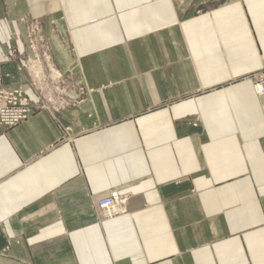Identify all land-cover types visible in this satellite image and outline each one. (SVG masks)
<instances>
[{"label": "crops", "instance_id": "obj_1", "mask_svg": "<svg viewBox=\"0 0 264 264\" xmlns=\"http://www.w3.org/2000/svg\"><path fill=\"white\" fill-rule=\"evenodd\" d=\"M29 19L49 54L34 86L58 72L93 92L0 125V264H264V105L247 80L264 0H0L3 87L35 102ZM112 191L129 202L107 220Z\"/></svg>", "mask_w": 264, "mask_h": 264}, {"label": "built area", "instance_id": "obj_2", "mask_svg": "<svg viewBox=\"0 0 264 264\" xmlns=\"http://www.w3.org/2000/svg\"><path fill=\"white\" fill-rule=\"evenodd\" d=\"M31 36L37 35L30 32L29 37ZM32 47H34V44ZM57 76L56 84L58 86L53 83L54 86L49 90L50 98L45 96L47 98L45 99L42 92L36 90L42 95V99L38 98V100L33 103L27 98L21 87L13 90L5 89L2 85L3 76L0 72V125L6 128L17 126L27 120L35 111L44 109L45 104H48L50 106V111L53 112H57L60 108L67 107L68 105H62L58 98L59 84L63 85V83L60 81V75ZM252 80L254 82V91L256 95L263 100L264 104V70L262 73L254 74ZM127 204V196L112 191L107 197L101 199L96 206L101 217L104 219H111L125 214L127 212Z\"/></svg>", "mask_w": 264, "mask_h": 264}, {"label": "rangeland", "instance_id": "obj_3", "mask_svg": "<svg viewBox=\"0 0 264 264\" xmlns=\"http://www.w3.org/2000/svg\"><path fill=\"white\" fill-rule=\"evenodd\" d=\"M23 26H24V30H25V36H26L25 37V42H26V46H27L28 50L29 51H32V52H36L37 55H40V57L42 58V59H39V58L34 57V56H33V58H32V56L29 58V54H28V55H26L24 57V64H23L24 68L27 70L28 75H29V84H30V87L32 88V90H34L36 92L37 97L40 98V99H42V95L43 94L40 95V93H38L36 91V90H39V89L34 86V83L37 82V78H36L37 76L34 75V77H33V74H32L33 71H32V67H31L32 65H30V63H29L30 61L29 60L37 59L40 67H42L41 62H45V61H48L49 62V58H48L49 54L47 53V51H48V49H47L48 48V42H47V40L43 36V27H42V23L39 20H36V19L26 20L25 22H23ZM30 32L36 34L37 36H31V37H29ZM33 44H34V47H32ZM32 49H34V50H32ZM29 69H30V71H29ZM263 70H264V67L261 68L260 70L256 71V72L250 74L247 77V80L251 81L253 91H254V82L252 80V76L254 74H257V73H262ZM0 72H1V70H0ZM57 74H59V73L57 72ZM59 75H60V81L63 83V85L62 84H59L60 86H59V89H58V91H59L58 92L59 93L58 98H59L60 102L62 103V105H65V104L68 105L66 108L73 107V106H76L77 104H80L83 101V97H85V95L90 94V93L93 92V90H91V89L90 90H88L86 88L83 89L73 79H69L68 78V81H67V80H65V78H67V77L63 76L62 74H59ZM69 77L70 78H73V76H71V74H69ZM65 82H67L69 85L67 83H65ZM70 84H72V86ZM2 85H3V80H2ZM17 88H19V87H17ZM71 91L76 96L75 98H69V97L66 96L67 93H69ZM254 93H255V91H254ZM255 95H256V93H255ZM43 97L45 99H47L45 96H43ZM32 102L34 103V101H32ZM64 108L65 107L60 108V110L61 109H64ZM60 110H58V111H60ZM68 132H70L69 129H65V128L63 129V133L64 134L65 133H68ZM108 194H107V196H108ZM99 201L96 202V205H97V203ZM128 202H129V197H128ZM116 217H118V216H116Z\"/></svg>", "mask_w": 264, "mask_h": 264}, {"label": "bare ground", "instance_id": "obj_4", "mask_svg": "<svg viewBox=\"0 0 264 264\" xmlns=\"http://www.w3.org/2000/svg\"><path fill=\"white\" fill-rule=\"evenodd\" d=\"M30 62V65H32V69L34 70V67L36 66L35 62L33 60H29ZM40 69L36 68V75L39 76V74H41V71H39ZM35 73V72H34ZM59 74L57 73H53L51 76H49V78L51 79V81H55L57 80ZM46 79V77H45ZM52 88V86L50 85H45L43 88H42V94L44 96H46L47 98H50V93H49V90ZM44 109H47V110H50V106L47 104L44 105ZM29 118V117H28ZM113 219V218H111ZM107 220H110V219H107Z\"/></svg>", "mask_w": 264, "mask_h": 264}]
</instances>
